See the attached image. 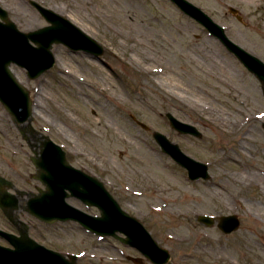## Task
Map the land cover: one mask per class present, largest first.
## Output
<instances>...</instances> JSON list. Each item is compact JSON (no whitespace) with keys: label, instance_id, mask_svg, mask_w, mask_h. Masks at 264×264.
I'll return each mask as SVG.
<instances>
[{"label":"rangeland","instance_id":"rangeland-1","mask_svg":"<svg viewBox=\"0 0 264 264\" xmlns=\"http://www.w3.org/2000/svg\"><path fill=\"white\" fill-rule=\"evenodd\" d=\"M33 1L70 19L106 51L96 57L55 44L56 64L35 79L26 68L12 65L35 99L26 125L17 123L0 99V174L24 192L21 203L45 188L33 177L31 156L34 135L46 134L64 147L75 167L104 181L122 207L170 250L166 264H264L261 81L171 0H0V5L21 31L29 32L48 24ZM190 1L264 61V0ZM196 99L216 111L200 110ZM168 113L196 126L202 137L178 132ZM154 131L208 163L211 177L190 179L188 170L162 150ZM68 202L100 214L77 197ZM17 213L33 238L78 254L79 264H138L129 256H143L79 222L47 223L23 208ZM201 214H237L241 227L226 234L217 222H200ZM0 228L18 233L2 208ZM0 244L10 246L3 236ZM144 264L153 263L145 258Z\"/></svg>","mask_w":264,"mask_h":264},{"label":"water","instance_id":"water-1","mask_svg":"<svg viewBox=\"0 0 264 264\" xmlns=\"http://www.w3.org/2000/svg\"><path fill=\"white\" fill-rule=\"evenodd\" d=\"M172 1L234 52L262 81L264 90V61L231 40L225 28L194 3L189 0ZM33 4L49 24L29 32L21 31L10 18L9 12L0 5V99L15 120L23 124H31L34 102L31 91L14 74L13 64L26 68L30 78H38L56 63L53 52L55 43H64L75 51L85 50L96 56L105 52L102 44L70 19L37 1H33ZM231 11L243 20L236 8L232 7ZM168 116L172 127L181 133L202 136L195 126L180 121L170 113ZM141 124L148 128L146 124ZM154 136L165 152L189 169L191 179L210 178L207 164L185 154L165 134L156 131ZM44 138V148L41 152L35 151L37 156L33 160L38 168L35 177L46 185V189L40 188L39 194L31 195L25 206L27 211L49 223L59 220L79 221L91 232L112 235L136 247L153 263L165 264L171 259L169 250L158 244L137 217L122 208L104 182L75 168L68 162L66 152L59 144L49 136ZM11 188H14L13 182L0 176V206L12 221L17 222L15 210L20 208L19 194L23 195L24 192L17 191L18 194H14L9 190ZM72 196L82 199L89 206H97L101 215L94 216L73 206L67 201ZM198 219L209 226L215 222V218L208 215H200ZM240 224L237 215L219 218V227L226 233L237 230ZM119 233L125 236H120ZM0 236L5 237L12 245L9 247L0 244V264H78L76 254L65 255L32 238L28 225L21 230L20 235L0 229ZM133 259L143 263L142 258Z\"/></svg>","mask_w":264,"mask_h":264},{"label":"bare ground","instance_id":"bare-ground-1","mask_svg":"<svg viewBox=\"0 0 264 264\" xmlns=\"http://www.w3.org/2000/svg\"><path fill=\"white\" fill-rule=\"evenodd\" d=\"M13 71H14L15 75L17 76L18 73L15 72V70H13ZM17 78H18L19 80L22 79L21 76H19V74H18ZM33 105L35 106V102H34ZM34 106H33V107H34ZM194 106L198 107V108H199L200 110H202V111H206V110L211 111V112H215V111H216V108H214V107H212V106H210V105H205L203 102H200L198 99L195 100ZM35 111H36V110H35ZM238 121H239V120H238ZM43 148H44V144H43V146H42V148H41V150H40L39 152H41ZM222 189H223V190H226L223 186H222Z\"/></svg>","mask_w":264,"mask_h":264},{"label":"flooded vegetation","instance_id":"flooded-vegetation-1","mask_svg":"<svg viewBox=\"0 0 264 264\" xmlns=\"http://www.w3.org/2000/svg\"><path fill=\"white\" fill-rule=\"evenodd\" d=\"M34 138H35L36 142L34 143V145H32L33 146L32 149L40 150L42 148V146H43V140H42L41 137H34Z\"/></svg>","mask_w":264,"mask_h":264}]
</instances>
